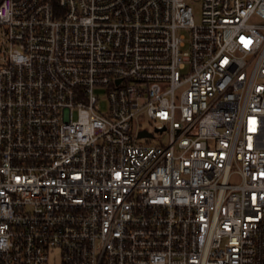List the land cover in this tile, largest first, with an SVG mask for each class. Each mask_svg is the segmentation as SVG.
<instances>
[{
	"label": "built area",
	"instance_id": "1",
	"mask_svg": "<svg viewBox=\"0 0 264 264\" xmlns=\"http://www.w3.org/2000/svg\"><path fill=\"white\" fill-rule=\"evenodd\" d=\"M57 254L264 264V0H0V264Z\"/></svg>",
	"mask_w": 264,
	"mask_h": 264
},
{
	"label": "rangeland",
	"instance_id": "2",
	"mask_svg": "<svg viewBox=\"0 0 264 264\" xmlns=\"http://www.w3.org/2000/svg\"><path fill=\"white\" fill-rule=\"evenodd\" d=\"M195 11H196V15H198L199 14V12H200V6H198V4H196L195 5ZM252 21H255V22H258V21H260L257 17H255ZM101 98L103 99V102H102V104H101V109L102 110H105L106 109V107H107V100H106V97L105 96H101ZM154 124L151 122V120H149V119H142L141 121H140V127L142 128V129H148V130H150V131H154ZM164 142V143H166L167 142V138L165 137V136H162V135H160L159 133H156L155 134V138L154 139H152L151 141H150V143H152V144H154V145H158L159 144V142ZM51 264H60V258H59V256H58V254H57V256L55 257H53L52 258V261H51Z\"/></svg>",
	"mask_w": 264,
	"mask_h": 264
},
{
	"label": "water",
	"instance_id": "3",
	"mask_svg": "<svg viewBox=\"0 0 264 264\" xmlns=\"http://www.w3.org/2000/svg\"><path fill=\"white\" fill-rule=\"evenodd\" d=\"M140 136L153 137V134L147 131H143L140 133Z\"/></svg>",
	"mask_w": 264,
	"mask_h": 264
}]
</instances>
